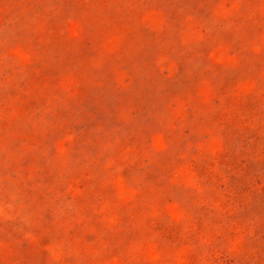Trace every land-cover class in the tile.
I'll return each instance as SVG.
<instances>
[{"label":"rangeland","instance_id":"374dc122","mask_svg":"<svg viewBox=\"0 0 264 264\" xmlns=\"http://www.w3.org/2000/svg\"><path fill=\"white\" fill-rule=\"evenodd\" d=\"M0 264H264V0H0Z\"/></svg>","mask_w":264,"mask_h":264}]
</instances>
